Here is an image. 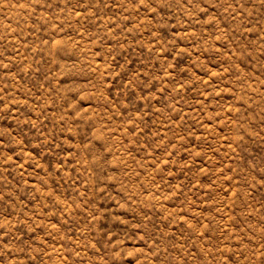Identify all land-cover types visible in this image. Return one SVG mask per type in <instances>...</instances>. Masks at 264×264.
Listing matches in <instances>:
<instances>
[{
	"label": "rangeland",
	"instance_id": "374dc122",
	"mask_svg": "<svg viewBox=\"0 0 264 264\" xmlns=\"http://www.w3.org/2000/svg\"><path fill=\"white\" fill-rule=\"evenodd\" d=\"M0 264H264V0H0Z\"/></svg>",
	"mask_w": 264,
	"mask_h": 264
}]
</instances>
